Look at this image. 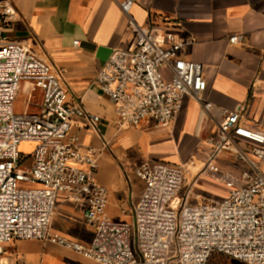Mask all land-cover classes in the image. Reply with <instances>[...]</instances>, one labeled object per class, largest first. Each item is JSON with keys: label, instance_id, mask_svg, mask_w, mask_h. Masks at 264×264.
I'll return each mask as SVG.
<instances>
[{"label": "built area", "instance_id": "1", "mask_svg": "<svg viewBox=\"0 0 264 264\" xmlns=\"http://www.w3.org/2000/svg\"><path fill=\"white\" fill-rule=\"evenodd\" d=\"M134 3H119L133 34L129 46L114 49L94 79L114 104L117 127L138 129L146 121L169 127L189 96L210 110L202 64L181 55L193 38L180 39L174 26L137 24L130 15ZM17 19L11 0H0V264L5 246L21 240L67 248L94 264H207L220 253L264 264V119L249 123L240 106L225 113L207 140L200 173L217 179L225 195L171 206L190 169L147 160L134 171L143 188L129 219H113L107 214L111 192L95 178L100 151L83 148L71 133L79 118L102 138V118L70 98L54 66L10 38ZM241 40L238 33L229 38L232 45ZM24 83L32 93L41 91L38 113L14 111ZM25 142L35 144L26 154L20 152ZM108 145L104 139L103 149ZM224 150L236 159L230 168L219 163ZM64 202L76 207L92 232L87 242L52 232Z\"/></svg>", "mask_w": 264, "mask_h": 264}, {"label": "crops", "instance_id": "2", "mask_svg": "<svg viewBox=\"0 0 264 264\" xmlns=\"http://www.w3.org/2000/svg\"><path fill=\"white\" fill-rule=\"evenodd\" d=\"M121 1L11 0L18 19L8 35L54 66L71 99L80 98L89 112L101 116L102 138L79 118L71 133L79 136L83 148L92 146L100 151L95 178L111 192L107 214L126 221L142 192L143 183L134 175L142 162L160 159L184 165L190 169L188 183L192 182L191 175L200 173L203 166L206 142L225 113L241 106L249 123L264 119V92L260 90L264 82V0H133L130 15L137 24L174 26L180 39L193 38L181 55L202 64L207 82L204 98L212 104L207 111L197 100L186 97L183 111L169 127L145 122L140 129L118 128L112 100L94 85L110 53L127 48L133 37ZM236 33L242 40L232 45L229 38ZM41 98V91L32 93L24 83L14 111L38 113ZM104 139L109 142L106 149ZM192 156L195 166H190ZM199 177L202 181L193 182L196 189L188 205L225 195L217 179L205 173ZM86 229L73 204H59L53 233L84 243L89 240ZM39 243L21 240L6 245L3 262L16 264L22 259L31 264L34 256L24 247Z\"/></svg>", "mask_w": 264, "mask_h": 264}, {"label": "rangeland", "instance_id": "3", "mask_svg": "<svg viewBox=\"0 0 264 264\" xmlns=\"http://www.w3.org/2000/svg\"><path fill=\"white\" fill-rule=\"evenodd\" d=\"M146 123L150 124V121H146ZM34 145H35L34 143L25 142L20 145V152L24 154L29 153L30 151L33 150ZM232 155L233 154L230 150H224L220 158L218 159L219 163H221L224 167H227V168L232 167V165L236 164V159H234ZM159 161L161 160L159 159ZM199 174L191 175L193 176L191 180L193 179L194 180L189 183L187 182L183 186V189L180 191L179 195L173 201H171L170 203L171 206L173 205L180 206L182 204H187V200L190 198V195H191V193L188 194V192H190L189 191L190 188L191 190L196 189V184L202 181L201 177L197 178ZM195 179L197 180V182L195 185H193V182L195 181ZM202 193L208 197L213 196L207 192H202ZM221 196L223 195H218L217 197H221ZM217 197H214V198H217ZM195 203H198V202H195ZM132 212H133V206L130 207L128 211V216H130ZM85 233L89 235L88 239H90L92 235V232L90 231V229H86ZM24 250H27L33 254L34 257L31 260V264H94L91 260L86 259V258L84 259L83 257L79 256L77 253L73 252L70 249L62 248V247L55 246L49 243L41 242L37 244L36 246L30 245L28 247H24ZM136 256H137V259L139 260L140 255L138 254V252L136 253ZM24 263L26 262L20 259L17 264H24ZM207 264H245V263L239 262L235 259L228 257L227 255L220 253V254H213L208 260Z\"/></svg>", "mask_w": 264, "mask_h": 264}, {"label": "bare ground", "instance_id": "4", "mask_svg": "<svg viewBox=\"0 0 264 264\" xmlns=\"http://www.w3.org/2000/svg\"><path fill=\"white\" fill-rule=\"evenodd\" d=\"M208 127V126H207Z\"/></svg>", "mask_w": 264, "mask_h": 264}]
</instances>
